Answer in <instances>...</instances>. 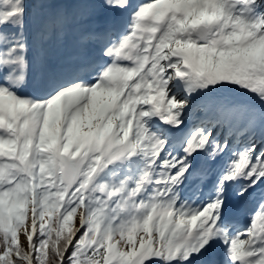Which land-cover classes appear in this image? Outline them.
<instances>
[{
	"label": "snow or ice",
	"instance_id": "obj_1",
	"mask_svg": "<svg viewBox=\"0 0 264 264\" xmlns=\"http://www.w3.org/2000/svg\"><path fill=\"white\" fill-rule=\"evenodd\" d=\"M0 264H264V0H0Z\"/></svg>",
	"mask_w": 264,
	"mask_h": 264
},
{
	"label": "bare ground",
	"instance_id": "obj_2",
	"mask_svg": "<svg viewBox=\"0 0 264 264\" xmlns=\"http://www.w3.org/2000/svg\"><path fill=\"white\" fill-rule=\"evenodd\" d=\"M81 10V9H80ZM79 10V11H80ZM87 13V12H86ZM110 13V10H108L106 12V14L104 16H101L99 18H93L90 20H87L82 26H80V30H78L77 27H74L72 30V32H70V37L72 39V43L76 42V48H72L70 45L68 46V51L66 52V55L62 58L61 56L58 58V62L63 61L64 62H60L63 63L67 66H71L76 59L79 57L80 55V51H81V33L85 32L86 30L88 32L90 31H97L98 30V26L102 25L104 22H108V14ZM78 30V33H77ZM43 70L41 65L39 63H34L33 66V72L39 76V72ZM259 226V224H257V227Z\"/></svg>",
	"mask_w": 264,
	"mask_h": 264
},
{
	"label": "rangeland",
	"instance_id": "obj_3",
	"mask_svg": "<svg viewBox=\"0 0 264 264\" xmlns=\"http://www.w3.org/2000/svg\"><path fill=\"white\" fill-rule=\"evenodd\" d=\"M86 12H88V10L87 9H81L80 11H79V13L80 14H82V15H87V13ZM34 27V25H32V24H30V29L31 28H33ZM78 28V30H80V28L79 27H77ZM78 30H77V33H78ZM70 32H72V30H70ZM69 32V33H70ZM86 32H88V31H86ZM83 43L85 44V45H87L88 47H90V48H92V47H94L95 45L94 44H90V43H88V41L87 40H85V41H83ZM71 46L72 48H76V42H74V43H72V39H71V37H70V34H69V36H68V39H67V41H66V43L56 52V53H54L53 54V59H55V60H57L58 61V58L61 56L62 58L66 55V52L68 51V46ZM60 62H64V59H63V61H60ZM43 71V70H42ZM42 71H41V69H40V72H39V75H41L42 74ZM201 115H202V113H201Z\"/></svg>",
	"mask_w": 264,
	"mask_h": 264
}]
</instances>
